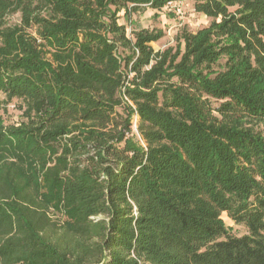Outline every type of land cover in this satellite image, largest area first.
<instances>
[{
    "label": "trees",
    "instance_id": "obj_1",
    "mask_svg": "<svg viewBox=\"0 0 264 264\" xmlns=\"http://www.w3.org/2000/svg\"><path fill=\"white\" fill-rule=\"evenodd\" d=\"M169 1L0 0V92L26 117L12 133L53 162L41 197L65 215L49 232L27 181L0 184V264H264V0H195L210 23L163 51L161 32H134L126 93L146 148L127 104L109 125L122 74L104 32L130 40L106 8Z\"/></svg>",
    "mask_w": 264,
    "mask_h": 264
},
{
    "label": "rangeland",
    "instance_id": "obj_2",
    "mask_svg": "<svg viewBox=\"0 0 264 264\" xmlns=\"http://www.w3.org/2000/svg\"><path fill=\"white\" fill-rule=\"evenodd\" d=\"M194 4L195 0H172L171 5L167 4L161 9H153L149 6L133 9L132 5H127V7L109 5L106 8L104 16L106 25L110 23L113 15L118 16L117 22L124 25L125 34L130 40L126 44L124 43L125 40L119 39V34L104 32L108 41L114 43L113 53L118 59L122 74L121 83L116 90V97L120 99V104L115 106L112 113V122L109 125L115 127V123L120 122V119L126 114L124 104H127L131 108L130 122L132 125L131 132L126 135L129 143L134 147L146 148V144L138 130L139 116L135 104L126 93L127 88L134 86L132 79L136 74L131 68L134 57L138 52V49L132 44L134 32L140 29L161 32L162 35L158 40L149 43L154 52L163 51L168 47H175L177 36L181 31L195 32L207 26L211 21L210 17L197 12ZM18 19V14H13L9 17L8 23H15ZM127 58L130 61L125 65ZM220 102V100L211 99L213 107L218 106ZM19 104V99L5 100L4 94L0 92V184L10 182L12 178L20 182H24L22 179L27 181L29 187L26 192L34 195V200L39 202L40 207H36V210L46 214V230L49 232L60 231L64 226L65 215L53 201L41 197V193L44 192L41 181L42 174L53 162L50 161L48 155L40 157L29 155L26 152L25 141L15 137L12 133V130L19 126L22 121H26ZM94 151L95 149L91 147L88 155H91ZM29 207L32 208L33 206L29 205ZM220 217L231 234L239 236L248 232L244 224L235 223L228 217L226 212H222ZM89 219L93 222L104 220L105 223H108L110 218L105 213H98L89 216Z\"/></svg>",
    "mask_w": 264,
    "mask_h": 264
},
{
    "label": "built area",
    "instance_id": "obj_3",
    "mask_svg": "<svg viewBox=\"0 0 264 264\" xmlns=\"http://www.w3.org/2000/svg\"><path fill=\"white\" fill-rule=\"evenodd\" d=\"M167 4L171 5V4H172V1H169ZM167 4H166V5H167ZM178 9H179V8H178Z\"/></svg>",
    "mask_w": 264,
    "mask_h": 264
}]
</instances>
